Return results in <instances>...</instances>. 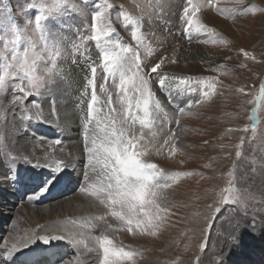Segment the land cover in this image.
Segmentation results:
<instances>
[{
	"label": "rangeland",
	"instance_id": "1",
	"mask_svg": "<svg viewBox=\"0 0 264 264\" xmlns=\"http://www.w3.org/2000/svg\"><path fill=\"white\" fill-rule=\"evenodd\" d=\"M197 1L208 9L207 0H193V3ZM124 2L125 0H0V76H3L4 66L14 53L22 54L25 49L34 45V51L41 55V59L36 62L37 75L47 76L46 70L52 66V56L60 52L56 61H67V67L63 70L73 73L74 77L72 75L71 77L79 84L83 82V86L78 89L79 95H85V89L88 95L91 94L92 88L88 81L92 79V75H87L93 67H97L95 89L98 94H103L100 91L102 85L106 84L111 89V78L105 80L107 73L102 67V53L100 54V49L96 47V41L87 39L92 35L91 25L95 13L106 9V15L115 29L108 38L122 46L136 49L140 55L144 66L143 72L147 74L154 93L149 110L156 113L158 109L155 108V104L159 103L161 106L162 96L166 98L167 103H164L166 108H160L164 115L163 121L158 127L148 128L144 135L145 140L140 143L147 144L149 153L145 157L147 162L155 163L164 170L162 178H158V183H169L171 187L164 189V194L169 200L167 220L165 226L155 236L140 231L129 232L116 218L106 215L109 210L95 199L97 205L92 207L93 209L89 208V214L92 218L105 216L104 221L101 222L94 219V223L99 228L98 234L101 235L103 232L109 235L117 246L135 251L137 253L134 257L135 264H214L216 257L220 258L218 264H264V249L262 252L256 248H249L240 257L237 252L238 249H243L244 241L251 239L255 232H259V228H262L263 233L255 234L254 240L264 247V99H258L260 85L264 83V0L230 2L234 5L244 4V9L251 11L248 16L243 17L244 20L236 19L234 16L231 18V13L228 9L225 10V4L213 0V4L224 11L211 6L213 9L207 11L199 22L214 31H206L205 36L200 35L192 39L195 41L193 46L197 45L199 49L202 47L209 56H192L193 58L186 57L182 53L184 45L189 41L187 27L185 23L181 24L182 15L177 17V22L180 23L178 27L166 28L164 17L154 22L148 16H131L132 12L137 14L139 12L136 7L132 8L130 5H126L129 14L125 12L122 15ZM161 4L164 6L163 2ZM42 7L45 19L41 22L42 31H37L34 27L35 18L41 14ZM125 15L139 20L138 35L142 38L141 44H137L132 38V32L137 30V26L126 22ZM66 16H69V19ZM144 20L154 22L155 25L144 28L141 25ZM217 23L227 25L226 30L224 31ZM123 24H131V28L125 33L120 31V28H124ZM157 25L162 27L163 32L177 39L171 58L167 56L165 59L166 39L162 32H150ZM62 26L68 27L70 33L61 31ZM18 31L21 33V39L13 49L11 41ZM28 37H31V41ZM214 39L218 41L215 44L212 43ZM219 41H228V43ZM157 42L160 45L159 51ZM81 44L83 46L79 52L73 53V45ZM245 52L249 55L245 56ZM161 59L164 60L161 69L157 73H151L150 68ZM59 69L60 67L56 65L51 82L39 95L30 96L25 101L26 106L38 104L39 109L29 107L28 112L20 109L21 113L17 111L22 114L19 122L27 128L32 127V131L29 129L28 134L40 140V143L43 141V144L48 143L50 139H46V135L41 132V125L49 127L53 119L52 113L41 106L43 99L49 98L57 91L64 94L69 83L67 81L64 88L59 84L60 78L66 79L59 73ZM163 74L178 81L192 83L194 92L203 89L204 92L207 91L206 78L209 77L213 78L211 82L216 84V88L210 100L195 101L192 107H184L182 102L187 98L186 90L177 89L176 81H165L161 86L159 80L162 79ZM17 83L26 85V81L15 77L8 81L5 90V103L0 106L2 130L7 123L10 109L17 108L7 103L14 93L20 94L14 87ZM167 88L172 90L170 97L164 93ZM240 88L244 89L243 93L239 91ZM71 89L73 88H69ZM75 90L77 89H73ZM46 93L50 95L46 97ZM113 101L114 104H118L115 94ZM52 103L54 104L53 98ZM81 103L86 108L80 110L81 114L78 118L84 122L90 98ZM73 105L74 108L77 107L75 101ZM253 109H256L255 114ZM17 112L14 111V116H11L17 118ZM37 112L41 116L40 121L36 120ZM57 115L56 113L55 116ZM25 117L30 120H25ZM150 118L155 119V117ZM252 125L256 126L255 130L252 129ZM245 127H248L247 132L243 130ZM21 132L26 134L27 131L22 128ZM136 134L140 135V133ZM241 139H243L242 146ZM136 150L144 149L138 145ZM237 151L241 153L240 156H236ZM49 172L51 173L49 170L47 174ZM176 173L181 175L175 183H172L171 177ZM16 180V177L13 178L10 174L0 176V184H4L0 186V249L7 247L17 236L13 229L22 206L38 205L36 203L38 195L33 193V189L39 181L31 188H25L16 186L18 182ZM81 186H73L72 191H78ZM229 188L231 191H228ZM52 193L55 197L46 200L49 204H57L71 195L65 196L64 192L58 193V191ZM27 194L30 196L26 198ZM237 199L241 203L233 204ZM214 200L224 202L219 204L221 214L209 230L204 225L202 216L207 211L206 205L212 204ZM242 207H247V212L241 215L237 227L233 230L234 239L224 240L218 237L217 233L223 231L225 227L224 220L229 214L237 212ZM86 217L88 219L89 215ZM201 229L204 231L201 232ZM22 232L18 233L19 237L24 234ZM201 244H206L203 250L200 248ZM46 246L37 250L40 251ZM26 249L36 250L34 247ZM73 251L75 252V249ZM72 254L69 253L59 262L66 261L72 256L67 263L70 264L72 261L80 264L74 261ZM100 255L99 252L95 253L94 259L86 260L85 264H99ZM3 259L0 251V261L7 264ZM256 259H259V262ZM234 260L237 261L233 263Z\"/></svg>",
	"mask_w": 264,
	"mask_h": 264
},
{
	"label": "snow or ice",
	"instance_id": "2",
	"mask_svg": "<svg viewBox=\"0 0 264 264\" xmlns=\"http://www.w3.org/2000/svg\"><path fill=\"white\" fill-rule=\"evenodd\" d=\"M235 2H239V0H235ZM187 5L183 9L182 18L189 34L192 32L214 31L195 18V14L200 11V8L193 3V0H187ZM208 6H216L219 11H224L218 5H214L213 0H208ZM108 7H111V5H108ZM49 14H51V10H49ZM44 19L45 14L42 7L41 14L35 18L34 27L37 31H42L41 22ZM124 19L126 22L137 26V30L132 32V38L137 44H141L142 38L138 35L139 20L131 19L127 15ZM91 30L92 35L87 39L96 41V47L101 50L102 67L104 72L107 73L105 80L111 78L112 86L111 89L106 84L101 86L100 91L104 95V99L101 100L95 89L97 67L92 68V79L88 81L92 91L83 122V150L86 152V167L83 171L85 186L80 187L79 191L94 197L99 203L105 205L109 210L106 215L116 218L129 232L140 231L155 236L165 226L167 220L169 200L167 195L164 194V189L171 187V184L158 183V178L162 176L164 170L155 163L147 162L145 159L149 155L147 144L140 143L144 140L143 128L154 122L150 119L152 112L149 110L153 101L150 80L147 78V74L143 72L144 66H142L138 51L130 46H122L108 38L115 29L106 15V9L95 13ZM20 39L21 33L18 31L11 41L13 49L17 47ZM28 39L31 41V37H28ZM217 42L215 39L212 40L214 44ZM219 42L228 43V41ZM82 46V44L73 45L72 52H79ZM26 50L31 64L29 70L24 72L18 70V64L22 61ZM149 54L151 55V52ZM15 55V63L12 55L11 60L7 61L4 66L3 76H0V106L5 103V90L8 81L11 78L19 77L21 81H26V85L22 83L15 84L14 87L19 90L20 94L14 93L7 103L24 112H28L29 107L39 109L38 104L26 106L25 101L30 96L39 95L41 90L51 82L53 70L57 65L56 57L60 55V52L52 56V66L46 70L47 76L37 75L36 62L41 59V55L34 51V45L25 49L22 54ZM244 55L248 56L249 54L245 52ZM251 58L255 59V57ZM163 64V59L155 63L150 68L151 73H157ZM206 79L208 90L203 93V98L204 100H210L216 84L211 82L213 78ZM159 84L163 86L165 80L160 79ZM239 91L243 93L244 89L240 88ZM84 93L86 96L88 95L87 89L84 90ZM114 94L118 106L114 104ZM258 99H264V83L260 85ZM155 108L160 109V104L156 103ZM181 111L183 110L181 109ZM255 111L256 109H253L254 114ZM52 115L55 117V109H52ZM36 120H41L39 112H37ZM137 123L140 125V135L136 134ZM255 127V125H252L253 130H255ZM243 130L247 132L248 127ZM152 135L155 137V133ZM169 139L171 140V137ZM56 143L59 144L60 142L57 141ZM138 145L144 150L137 151ZM242 145L243 139H241ZM61 151L63 150L61 149ZM159 154V151H157V155ZM240 155L241 153L237 151L236 156ZM13 158L30 161L28 155L13 156ZM37 163L38 166L42 165L53 169L57 174L62 172L65 166L64 159H52L50 162L45 161L44 164ZM180 175L181 173L174 174L171 177V182L175 183ZM56 179L55 176L52 177L41 194L53 187ZM228 191H231V188ZM223 202V200H214L212 204L206 205L207 211L203 214L202 220L209 230L214 225L215 220L219 218L221 214L219 204ZM240 203L239 199L233 201V204L236 205ZM237 212L229 214L224 220L225 227L223 231L217 233L218 237L224 240L234 239L233 230L237 227L241 215L246 214L247 207L239 208ZM90 219L104 221L105 216ZM91 226L96 227L95 224ZM38 227L39 231H44L49 226L40 225ZM57 230L53 227L47 235L31 232L19 242V245L13 244L10 248H6L5 255L10 258L21 249L29 247L37 239L42 240L44 243H49L52 239H67L75 245L84 243V241L71 236L53 235L52 233ZM203 231L204 229H201V232ZM91 239L95 242V247H88L87 244H85V247L89 252L98 251L101 254L99 264H125V262L135 264L134 257L137 253L117 246L109 235L102 232L101 235L91 237ZM205 247L206 244L200 245L202 250ZM219 259V257H216L214 264H218Z\"/></svg>",
	"mask_w": 264,
	"mask_h": 264
},
{
	"label": "bare ground",
	"instance_id": "3",
	"mask_svg": "<svg viewBox=\"0 0 264 264\" xmlns=\"http://www.w3.org/2000/svg\"><path fill=\"white\" fill-rule=\"evenodd\" d=\"M160 1L159 0H125L122 9L123 10L122 15L125 12L129 14L126 5H130V7L132 8L136 7L137 11L139 12V14L132 12L131 16L133 17L136 15L148 16L149 19L154 22H157L161 17H164L167 23L165 25L166 28H169L171 26L178 27L180 23L177 22V17L179 15L183 16L184 7L188 6L187 0H175L174 2L172 0H160ZM218 1L222 2V4L223 3L225 4L226 7L225 10L228 9V11L231 13L230 15L231 18L234 16L236 19L239 18L244 20L243 17L248 16L251 13V11H246L247 9H244L245 8L244 4H240V5L230 4V2H235V0H218ZM241 1L242 0H239V2ZM162 2L164 6H162L161 4ZM195 4L197 5V7L200 8V11L197 12L198 14L197 13L195 14L196 19L199 16L198 21H200L201 18L205 17V13L207 11L213 9L212 7L208 6V0L206 5L208 6V9H206V7H204L199 1H197ZM66 18L69 19V16H66ZM151 21L144 20L141 23V25L144 28H151L155 25V23ZM181 24H184V21H182ZM123 25L124 28L123 27L120 28V31L122 33H125L127 29L131 28V24L130 25L123 24ZM218 25L221 26V28H223L224 31L226 30L227 25L225 26L221 24ZM60 30L63 31L64 33H70V29L68 27L62 26L60 27ZM150 32H162V34L165 36L166 39L165 59H167V56L171 58L172 50L175 48L174 44L177 43V39L174 36L163 32L162 27L160 25H157V27L150 30ZM200 35L205 36L206 31L192 32L191 34L188 33L189 41L186 43V45H184L185 49L183 48L182 50L184 56L186 57H192V56L202 57L201 55L209 56V53L205 52V50H203L202 47H200L199 49L197 48L198 47L197 45L193 46L194 45L193 43H195V41H192V39ZM156 46L159 51L160 45L158 42L156 43ZM101 53L102 52L100 50V54ZM57 65L60 67L59 73L66 77V79L60 78L59 84H61L63 87L67 85V81L69 83L66 87L67 91L64 94L63 92H58V91L51 94L52 98L54 99V104L52 103V98H50L51 96L47 99H43V102L41 104V106L46 111L52 113V109H55V112L58 114L55 117L53 116L52 124H50L49 127L41 125V129H42L41 132L44 133L46 135L45 136L46 139H50V141L46 144H43V141L42 143H40V140H36L33 137H31L28 133H29V129L32 131V127L27 128L26 126H24L19 122L22 119V114L20 115L21 112L19 108L10 109V113L8 112L9 116L7 119V123L5 122L6 123L5 127H3L4 129L3 130L0 129V152H1L0 176L10 174L13 178L16 177L17 179L16 181H18L16 183V186L25 187V188H31L36 183L35 181L40 180L39 181L40 184L39 183H38L39 185L35 184L36 187L33 189V193H35V195L38 196H39L38 193L42 192V190L49 183L52 177L55 176L57 178L55 185H59V186H55V188L52 189L51 193L53 191H58V193L64 192L71 195L66 197L67 198L66 200L64 199L57 204H49L48 202H46V200H44L42 202L37 203L38 205L35 207L27 206V205L22 206V209L18 214V218H17L18 221H15V225H14L15 229H13L17 233V236L14 237V239H12V241L9 243L7 247L0 249L4 259L7 261V264H24L25 258L38 259L39 261L40 260L46 261L49 259L50 262H54L55 259H58L56 264H68L67 262L70 261L69 259H71L72 256L66 259V261L63 260V262H59V260H62L63 258L65 259V257H67L66 255H68L69 253H73L72 255L74 261H77L80 264H85L86 260L92 261L94 259L93 255L95 253H98V251L89 252L87 250V247H85V244H87L88 247L94 248L95 242L91 239V237L99 235L98 234L99 228L94 223V219H90L92 218V216L88 212L89 208L96 207L97 204L94 202L95 198L86 195L84 193H81L79 190L76 192L72 191V187L75 184L82 185L81 187L85 186V182L83 180V171L86 167V152L83 150V122L80 121V118H78V116H80L81 114L80 110L86 108V106L82 104L81 101L85 99H89L91 94L87 96L84 94L79 95L78 89L83 86V82L82 84H79L78 81L73 79L74 77L73 73H68L66 72L67 70L66 71L63 70L67 67V61L60 60L57 62ZM170 70L176 71L174 68H170ZM71 75L73 77H71ZM91 75H92L91 72L88 71L87 76H91ZM162 79H164L165 81H172V82L176 81L177 89L184 88L186 90L187 98L185 97L186 100L182 102V105L184 107H192L195 101L202 102L204 100L203 93L205 89H203L202 91L194 92L191 86L192 83L178 81L173 78H169L168 75L165 74L162 75ZM95 87H96V83H95ZM69 88H73L77 90L73 91V89L69 90ZM46 94H47L46 97L50 95V93H46ZM98 96H100L101 100L104 98L103 94L99 93ZM164 97L165 96L163 95L160 108H164L165 107L164 103H167V101L165 100L166 98ZM74 99H80L81 101ZM74 101L77 105V107L75 108L73 105ZM14 111L20 112V113L17 112V118L13 117ZM151 117L153 118L155 117V119L153 120L155 123H153L151 126H146L143 128L144 135L149 130L148 128L158 127L164 119V115L160 109H158L156 113L153 111ZM25 120L29 121L30 119H25ZM25 120H22V122H25ZM22 128L26 129L27 131L26 134L22 132L20 133V130ZM136 129H137V133H140L139 123L136 124ZM150 137L152 136L150 135ZM144 140H145V136H144ZM57 141H59L60 143L57 144L56 143ZM61 149L63 151H61ZM24 155H28L30 161H23L20 159L13 158V156H24ZM52 159L65 160V166L63 168V171L60 172L59 174H57L53 169L49 167L42 165L38 166L37 162H39L40 164H44L45 161L50 162V160ZM49 170L51 171V173L49 172L50 174L47 175V172ZM3 185L4 184H0V186ZM9 191H11V189H9ZM46 193H49V190ZM49 198L50 197H48V199ZM87 215H89L88 219L86 217ZM93 224H95L96 227H92L91 225ZM40 225H48L49 227L46 228L44 231H39L38 226ZM82 225L84 227H81ZM53 227L58 229L57 231L52 233L53 235L71 236L77 240L84 241V243L80 245H75L67 239H52L49 243H44L42 240L37 239L34 243H32L29 246L36 248V250L30 255L28 254V252H30L29 249H26L29 247L21 249L10 258L5 255L6 248H10L13 244L19 245V242L22 239H24L29 233L37 232V234L39 235H47L48 232ZM21 231H23L22 233L24 234H22V236L19 237L18 233L19 232L21 233ZM261 233H263V230L262 228H259V232H255L252 235L251 239L243 242L244 245L243 249L237 250V252L239 253L238 254L239 257L241 255H244L247 252V249L249 248H256L258 251H262V249H264L262 244H259L256 242V240H254L255 234H261ZM43 246L46 247H44L40 251L37 250L39 248H42ZM69 247L72 249L71 251L69 250ZM48 248L50 249L54 248L55 250L53 252L52 251L48 252L45 255L44 252L47 251ZM73 249H75V252L73 251ZM256 260L259 262V259ZM236 261L237 260H234L233 263H235ZM0 264L3 263L0 261ZM70 264H75V263L71 261Z\"/></svg>",
	"mask_w": 264,
	"mask_h": 264
},
{
	"label": "clouds",
	"instance_id": "4",
	"mask_svg": "<svg viewBox=\"0 0 264 264\" xmlns=\"http://www.w3.org/2000/svg\"><path fill=\"white\" fill-rule=\"evenodd\" d=\"M16 61V55L15 53L13 54V62L15 63ZM31 61L28 58V53L27 50L24 53L22 61L18 64V70H22L24 72H27L29 70Z\"/></svg>",
	"mask_w": 264,
	"mask_h": 264
}]
</instances>
